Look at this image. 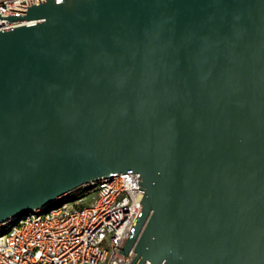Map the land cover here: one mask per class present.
<instances>
[{
    "label": "water",
    "instance_id": "water-1",
    "mask_svg": "<svg viewBox=\"0 0 264 264\" xmlns=\"http://www.w3.org/2000/svg\"><path fill=\"white\" fill-rule=\"evenodd\" d=\"M4 18L20 24L0 30V223L138 172L130 264H264V0Z\"/></svg>",
    "mask_w": 264,
    "mask_h": 264
},
{
    "label": "built area",
    "instance_id": "built-area-1",
    "mask_svg": "<svg viewBox=\"0 0 264 264\" xmlns=\"http://www.w3.org/2000/svg\"><path fill=\"white\" fill-rule=\"evenodd\" d=\"M44 1L0 0V30L20 24L4 16ZM138 176L129 171L85 184L79 198L70 192L58 198H64L59 205L54 201L1 222L0 264H130L134 251L120 250L143 207ZM91 193L92 201L79 202Z\"/></svg>",
    "mask_w": 264,
    "mask_h": 264
},
{
    "label": "rangeland",
    "instance_id": "rangeland-1",
    "mask_svg": "<svg viewBox=\"0 0 264 264\" xmlns=\"http://www.w3.org/2000/svg\"><path fill=\"white\" fill-rule=\"evenodd\" d=\"M81 191H82V189H80V188H77L76 190L72 191V197L73 198H79L82 194ZM93 196H94V194L91 193V194L85 196L84 198L80 199L79 202H81L83 204H88L90 201H92ZM63 200H64V198L55 200V205H59Z\"/></svg>",
    "mask_w": 264,
    "mask_h": 264
}]
</instances>
